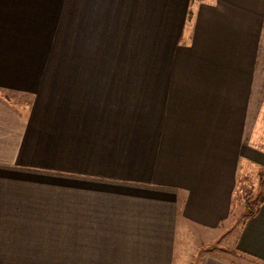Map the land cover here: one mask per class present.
Masks as SVG:
<instances>
[{
    "label": "crops",
    "instance_id": "0c3cea01",
    "mask_svg": "<svg viewBox=\"0 0 264 264\" xmlns=\"http://www.w3.org/2000/svg\"><path fill=\"white\" fill-rule=\"evenodd\" d=\"M261 91L264 0H0V264H264Z\"/></svg>",
    "mask_w": 264,
    "mask_h": 264
},
{
    "label": "rangeland",
    "instance_id": "374dc122",
    "mask_svg": "<svg viewBox=\"0 0 264 264\" xmlns=\"http://www.w3.org/2000/svg\"><path fill=\"white\" fill-rule=\"evenodd\" d=\"M262 92L264 93V91H261L260 94H262ZM262 125H264V123L260 122L259 127H261ZM263 191L264 170L257 167H248L245 168L244 172H240L233 199V212L235 216L233 215L230 223H228V225L220 233L219 238H217L209 248L213 247L214 249H216V252H219L227 258L238 259V257H236L229 250L233 249L235 238L243 225L244 219L250 215L253 206H255V204L259 202L258 200L260 198V194L263 193ZM199 233L195 232L192 235L194 237L188 243L189 247H192L193 244L202 242V239H208L212 236L211 235L208 237L207 235L205 236L202 232ZM207 246L209 245L207 244Z\"/></svg>",
    "mask_w": 264,
    "mask_h": 264
},
{
    "label": "trees",
    "instance_id": "16d2710c",
    "mask_svg": "<svg viewBox=\"0 0 264 264\" xmlns=\"http://www.w3.org/2000/svg\"><path fill=\"white\" fill-rule=\"evenodd\" d=\"M259 202L258 203H256L255 204V206H253V208H252V211L261 203V202H263L264 201V191H263V193H261L260 194V198H259V200H258Z\"/></svg>",
    "mask_w": 264,
    "mask_h": 264
}]
</instances>
